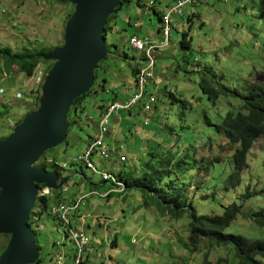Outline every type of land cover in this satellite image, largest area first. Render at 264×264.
Segmentation results:
<instances>
[{"label":"rangeland","instance_id":"rangeland-1","mask_svg":"<svg viewBox=\"0 0 264 264\" xmlns=\"http://www.w3.org/2000/svg\"><path fill=\"white\" fill-rule=\"evenodd\" d=\"M67 1L69 0H0V46L7 47L15 53H24L25 50L39 52L43 54L41 56L60 49L64 45L65 28L69 21L67 18L74 9L71 2ZM175 1L128 0L123 3L120 12L111 23L105 42L109 55L99 64L95 74V85L90 90V95L86 96L85 102L72 106L70 110L68 124L71 127L67 140L49 151L46 159L40 160L43 168H40L39 164L36 165L38 169L57 172L63 180L68 181L65 189L61 191L51 192L45 186H40L38 204L44 197L50 199L51 210L56 206L54 203L56 201H62L72 207L82 202L79 212L71 215L70 220L73 229L77 231L82 227L80 215L85 217V221H89L86 223L87 234L92 238V244L89 248L88 264H217L220 259L227 258L226 249L207 244L205 240L191 235L188 230L190 224L188 218L181 221L170 219L158 204L145 208L144 204L151 202V198L142 197L141 190H133L127 195L112 194L107 198L114 188L103 183L101 175L89 170L81 159L99 136L98 124L102 120V114L113 103L123 101L120 99L124 98L128 101L138 92L133 71L139 65L146 67L147 61L142 62L144 55L131 48L129 38L136 32L141 39L162 43L164 41L162 22H159L155 11L165 15L175 6ZM233 6L234 4L231 5L229 2L213 6L209 2L203 9H196L194 4L184 9V18L190 13H200V20L193 17L195 25L191 36L194 38L195 48L207 52L227 45V39L218 33L220 31L218 27L227 33L229 23H241L246 20L242 4H239L241 8L237 16L231 15ZM228 11L231 12L230 17L226 15ZM177 15L180 14L174 15L172 21ZM248 20L254 26L252 17ZM177 21L180 24L177 25V29H172V39L170 37V43L171 45L174 43V46L182 40V33L189 30L186 18L182 22L179 19H176ZM200 21H204V31L200 29ZM134 25H137L136 29ZM263 26L264 24L259 23L260 28ZM237 33L238 30L230 28L228 37L244 43L243 38H236ZM165 52L178 58V62H182L183 52L178 49L169 47ZM157 54L160 56L159 52ZM218 56L227 62L225 71L228 70L229 83L235 86L242 83L244 78H250L244 73V67L254 68L253 73L254 70L261 71L262 68L259 62H254L250 67L247 59L244 61L235 53L227 52L226 56L220 52ZM49 63L40 64L32 78L15 71L13 73L12 70L3 76L0 73V141L7 140L14 129L40 107L42 86L48 70L54 65V62ZM157 69L160 68L156 64L147 90L158 99V86L170 83V77L169 73H165L159 74V78L156 79ZM115 98L117 101L114 102ZM158 105L156 103L154 111L149 114L143 113V108H139L131 112H115L110 117V134L105 144L109 148L111 159L104 160L100 156L93 158L99 172L110 173L119 179L121 175L129 177L138 172L139 177L135 184L146 187L147 178L142 176V172L145 171L144 155L153 150L155 143L160 139L158 135L150 136L153 131L157 132L158 122L151 124L150 127H146L145 123L154 122L157 113L154 117L151 115L156 112ZM176 107L175 117L178 116V106ZM206 146L207 149H201L200 154L205 153L204 160L208 161L216 156L218 151L215 148L209 151L207 144ZM263 155L264 143L259 141L249 155L252 165L249 174H245L243 178L242 186L228 192L220 186L221 181L205 176L204 172L200 173L194 178L192 198L201 188H206L211 193L214 187L217 191L216 197L223 203L230 204L239 198L236 194H242L244 188L249 186L251 190L255 189L260 194L249 200L246 208L253 212L261 210L264 207ZM122 157L127 159V163L120 162ZM58 167L65 170H58ZM32 214H34L32 219L36 221L31 228L38 234L39 245L43 248L42 264H77L76 248L70 239H66V229L63 225H58L41 208H36ZM89 224L91 228H88ZM239 229L246 230L242 226ZM7 242L10 240L0 235V248Z\"/></svg>","mask_w":264,"mask_h":264},{"label":"trees","instance_id":"trees-1","mask_svg":"<svg viewBox=\"0 0 264 264\" xmlns=\"http://www.w3.org/2000/svg\"><path fill=\"white\" fill-rule=\"evenodd\" d=\"M125 1L128 0H120V7L108 19L105 42L111 23ZM179 1L187 0L175 2ZM209 2L213 6L227 2L234 4L231 8L232 16H237L239 8L242 7L246 13V20L241 23H229L227 33L218 27L220 30L218 33L227 39V45L206 52L195 48L194 38L191 36L195 25L193 17L200 20V13H190L185 17L189 30L187 33H182V40L175 46L174 43L172 45L170 43L168 47L159 51L160 56L156 55V64L160 68L156 71V77L159 78V74L169 73L170 83L158 86L157 104L159 105L151 116L154 117L156 113L157 115L153 123L149 124L147 121L148 127L158 122L157 132L153 131L150 136L158 135L160 139L155 143V148L144 155L145 171L142 172V176L147 178V185L142 187L135 184V180L139 177L138 172L129 177L121 175L120 179H117L124 184V190L120 193L110 192L107 198L112 194L127 195L133 190H141L142 197L151 198V202L144 204L145 208L158 204L170 219L181 221L188 218L190 221L188 230L193 237L226 249L227 258L220 259L217 264H264V207L254 212L246 208L248 201L258 196L260 192L246 186L242 194H236L239 197L237 201L230 204L223 203L216 197L217 191L214 187L211 193L206 188L197 187L200 189L199 193L196 192L193 198L191 194L192 188L195 187L194 178L202 172L207 177L211 176L210 178L221 181L220 186L225 192L241 187L243 178L245 174H249L252 165L249 160L251 151L257 142L264 143V26L259 27V23L264 24V0H192L181 10L180 15L173 19L172 29H177V25L180 24L176 19L181 22L185 20L183 11L186 7L194 4L196 9H203ZM239 4L242 6L240 7ZM229 12H226L227 16ZM73 13L74 9L67 21L71 19ZM155 13L161 23L163 14L156 11ZM251 17L255 22L254 26L248 20ZM203 25L204 21H200L199 26L202 31H204ZM230 28L238 30L236 38H243L244 43L228 37ZM162 29L161 27V31ZM169 47L183 52L182 62H178V58L165 52ZM220 52L226 56L227 52L235 53L238 58L244 61L247 59L250 67L254 62H259L262 66L261 71L254 70L253 73L254 68L246 67V70L244 67V73L250 78H244L245 80L237 86L230 84L228 70L225 71L227 62L219 58ZM41 55L43 54L26 50L24 53H15L7 47L0 46V73L3 76L12 70L13 73L15 71L32 78L40 64H50L44 61ZM142 62L146 63V59L143 58ZM143 66L134 68L136 82L140 68ZM86 96L77 99L73 106L82 105ZM113 101H117L116 98ZM176 106H178L177 117H175ZM142 112L145 113L144 110ZM206 144L209 151L214 148L218 151V154L208 161L204 160L205 153L200 154L201 149H207ZM47 153L42 159H46ZM38 164L43 168L42 161ZM86 166L88 168L87 163ZM57 169L64 171L61 167ZM103 183L107 182L103 181ZM54 203L58 205L63 202ZM79 203L82 205V202ZM39 208L51 218L52 204L48 197L41 198L37 205V209ZM79 210L77 209L73 214ZM35 221L32 219L31 225L35 224ZM56 223L63 225L58 221ZM239 223L246 229L245 231L239 229L241 228L238 226ZM63 227L68 231L65 225ZM5 237L11 240L10 236ZM36 239L41 254L43 248L39 245L38 234ZM89 239L90 242L84 252L85 262L82 264L89 263L92 238ZM9 243L0 248V258ZM43 262L44 260L40 258L38 264Z\"/></svg>","mask_w":264,"mask_h":264},{"label":"water","instance_id":"water-1","mask_svg":"<svg viewBox=\"0 0 264 264\" xmlns=\"http://www.w3.org/2000/svg\"><path fill=\"white\" fill-rule=\"evenodd\" d=\"M74 13L65 28L64 45L42 56L54 62L42 86L38 110L0 143V235L10 236L0 264H38L41 254L32 231L39 187L64 189L57 172L36 168L45 153L65 143L74 102L90 94L95 72L109 55L104 35L120 0H70Z\"/></svg>","mask_w":264,"mask_h":264},{"label":"built area","instance_id":"built-area-1","mask_svg":"<svg viewBox=\"0 0 264 264\" xmlns=\"http://www.w3.org/2000/svg\"><path fill=\"white\" fill-rule=\"evenodd\" d=\"M192 0L179 1L173 8L170 9L169 13L162 18V36L164 41L162 43H155L148 39H140L138 37H131L129 39V45L131 48L137 52L144 55L147 60V66L141 68L138 76V93L130 98L125 103L115 102L113 103L107 111L102 115V120L98 124L99 136L95 140V143L90 146L83 160L87 163L88 168L94 173L100 174L104 182H107L112 187H117L116 190H112V193L123 191L125 186L116 177L110 173L99 172L95 164L93 163V158L95 156H100L104 160H110L111 156L109 154V148L105 144L107 136L110 134V117L115 112H131L133 110L143 108L146 114L152 113L154 111V104L158 103V99L148 93L147 85L149 80L153 78L154 68H155V56L157 52L163 48H166L170 43L171 29H172V16L180 14L181 10L188 5ZM148 127V123H145ZM121 163H125L126 159L122 158ZM81 203L76 207H71L66 204H60L52 209V216L56 221L62 223L68 228V234L71 238L77 251V264L85 262L84 252L86 246L90 242V237L86 236L84 233L75 231L72 227L71 215L77 209H80Z\"/></svg>","mask_w":264,"mask_h":264},{"label":"crops","instance_id":"crops-1","mask_svg":"<svg viewBox=\"0 0 264 264\" xmlns=\"http://www.w3.org/2000/svg\"><path fill=\"white\" fill-rule=\"evenodd\" d=\"M134 35H137L138 36V34L136 33V32H134L131 36H134ZM139 37V36H138ZM124 99H126V98H124ZM124 99H120V100H124ZM103 115V114H102ZM109 193V192H108ZM58 204V203H57ZM56 205V204H55ZM54 205V206H55ZM85 221V217L83 216V215H80V222H81V224H82V227L79 229V231H82V232H84L85 234H87V232H88V229H87V225H86V223L87 222H89V221H85V224L83 223ZM88 228H91V225L89 224L88 225ZM88 235V234H87Z\"/></svg>","mask_w":264,"mask_h":264},{"label":"bare ground","instance_id":"bare-ground-1","mask_svg":"<svg viewBox=\"0 0 264 264\" xmlns=\"http://www.w3.org/2000/svg\"><path fill=\"white\" fill-rule=\"evenodd\" d=\"M177 3H178V2H177ZM177 3H176V4H177ZM176 4H175V5H176ZM172 8H173V7H172ZM169 11H170V10H169ZM168 13H169V12H168ZM168 13H167V14H168ZM167 14H165V15H167ZM165 15H163V17H164ZM173 16H174V15H173ZM173 16H172V17H173ZM163 17H162V18H163ZM171 20H172V18H171ZM171 26H172V25H171ZM134 28L136 29V28H137V25H134ZM162 28H163V27H162ZM162 30H163V29H162ZM171 33H172V29H171ZM131 37H134V36H131ZM131 37H130V38H131ZM135 37H138V36H135ZM130 38H129V39H130ZM138 38H139V37H138ZM140 39H141V38H140ZM105 47H106V46H105ZM106 49H107V48H106ZM134 51H135V50H134ZM159 51H160V50H159ZM159 51H158V52H159ZM158 52H157V53H158ZM156 55H157V54H156ZM107 57H108V56H107ZM106 59H107V58H106ZM106 59H105V60H106ZM145 59H146V58H145ZM105 60H104V61H105ZM146 61H147V60H146ZM102 62H103V61H102ZM155 64H156V56H155ZM141 68H144V67H141ZM141 68H140V70H141ZM139 73H140V71H139ZM138 76H139V75H138ZM156 79H158V78H156ZM136 84H137V88H138V77H137V82H136ZM148 86H149V83H148V85H147V89H148ZM137 93H138V92H137ZM137 93H136V94H137ZM148 93H149V90H148ZM136 94H135V95H136ZM135 95H134V96H135ZM134 96H133V97H134ZM124 100H125V99H124ZM124 100H123V101H120V103H125L126 100H125V101H124ZM155 104H156V103H155ZM122 158H125V157H122ZM125 159H126V158H125ZM125 163H127V159H126V162H125ZM123 164H124V163H123ZM68 239H69V238H68Z\"/></svg>","mask_w":264,"mask_h":264},{"label":"clouds","instance_id":"clouds-1","mask_svg":"<svg viewBox=\"0 0 264 264\" xmlns=\"http://www.w3.org/2000/svg\"><path fill=\"white\" fill-rule=\"evenodd\" d=\"M65 170V169H64ZM62 178V177H61ZM63 180V179H62ZM114 189H112V190H116L117 189V187H113ZM65 189V188H64ZM63 190V189H62ZM112 190L110 191V192H112ZM117 191V190H116ZM52 192V191H51ZM120 193V192H119ZM51 195H52V193H51ZM94 195H98V194H94ZM41 200V199H40ZM62 204H65V203H62ZM37 205H38V203H37ZM58 205H60V204H58ZM58 205H56V206H58ZM55 206V207H56ZM52 211V210H51ZM50 211V212H51ZM51 218H53V216H52V213H51ZM54 219V218H53ZM54 220H56V219H54ZM84 224H85V221L83 222ZM33 231V230H32ZM75 231H77V230H75ZM34 232V231H33ZM79 232H81V233H84V232H82V231H79ZM35 233V232H34ZM85 234V233H84ZM85 235H87V234H85ZM65 236H66V239H70V241H71V238H70V236H69V234H68V231H66V233H65ZM37 240V239H36ZM72 242V241H71ZM36 243H37V241H36ZM74 245V244H73ZM38 247V246H37ZM75 247V246H74Z\"/></svg>","mask_w":264,"mask_h":264},{"label":"flooded vegetation","instance_id":"flooded-vegetation-1","mask_svg":"<svg viewBox=\"0 0 264 264\" xmlns=\"http://www.w3.org/2000/svg\"><path fill=\"white\" fill-rule=\"evenodd\" d=\"M90 95V94H89Z\"/></svg>","mask_w":264,"mask_h":264}]
</instances>
